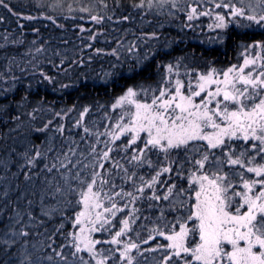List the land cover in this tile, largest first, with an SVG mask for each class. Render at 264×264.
Listing matches in <instances>:
<instances>
[{
  "label": "snow or ice",
  "instance_id": "obj_1",
  "mask_svg": "<svg viewBox=\"0 0 264 264\" xmlns=\"http://www.w3.org/2000/svg\"><path fill=\"white\" fill-rule=\"evenodd\" d=\"M114 5L110 10L100 0L95 8L79 7L78 19L86 15L96 30L76 25L67 6L70 15L63 18L88 33L72 63L90 68L93 56L86 63L83 49L104 52L91 41L114 17L130 19L116 16L119 8L141 15L158 10L181 30L210 18L207 28L218 42L232 28L260 38L238 45L242 62L220 68L205 61L201 67L195 56H174L157 62L156 78L148 82L124 76L121 68L149 66L161 50L147 46L148 40L162 34L141 33L131 41L121 36L109 53L115 62L99 77L104 87L119 91L79 110L51 108L52 118H41L40 127L44 108L32 106L31 83L16 100L23 81L9 75L11 68L0 74V122L7 126L0 133V264H264V0ZM0 7L24 15L5 0ZM64 7L62 0L36 5L53 24ZM100 7L112 15L93 14ZM94 110L101 119L87 122ZM73 112L78 118L66 126ZM34 135L44 139L37 143Z\"/></svg>",
  "mask_w": 264,
  "mask_h": 264
},
{
  "label": "trees",
  "instance_id": "obj_2",
  "mask_svg": "<svg viewBox=\"0 0 264 264\" xmlns=\"http://www.w3.org/2000/svg\"><path fill=\"white\" fill-rule=\"evenodd\" d=\"M5 2L10 4L14 12H22L24 15L18 18L0 7V16L4 17L3 20H0V74L11 68L9 75L17 76L23 81V83L16 85L14 96L16 100L24 95L25 86L29 82L31 83L32 87L28 91L32 106H37V102H39V105L44 108V112L37 118L36 127H40L41 118L44 120L52 118L48 111L51 108L60 110L75 105L79 110L82 105L91 104L95 101L103 103L110 95H115L119 91L118 88L111 85L104 87L99 77L103 76L102 67L107 69L110 62H115L114 57L109 53L111 48L117 47L115 40L120 39L121 36H126V39L131 41L140 37L141 33L157 31L162 34L158 41L148 40L147 46L157 47L161 50L160 55L151 61L149 66L144 67L143 70L134 69L133 72L129 71V68L133 67L129 63H125L121 68L124 76H131L132 80L135 81L148 82L156 78L157 62H166L174 56L188 55L190 57L195 56L201 67L205 61H214L216 66L221 68L237 62V56L240 53L238 45L250 43L251 40L260 38L251 33L245 35L242 29L232 28L227 32V38L223 42H218L214 38H210L209 35L212 34L209 29L205 30V24L200 23L198 25L194 21L192 29L183 28L181 30L178 27V21L172 17H155L152 13L141 15L135 11L119 8L115 9L116 16L129 15L130 19L117 21L114 17L113 21L103 25V33L98 34L96 40L91 41V43L93 48L104 49V52L96 55L89 49H83V58L86 63L87 57L93 56L89 68L79 65L78 62L72 63L73 60L81 57L82 53L79 49L83 47L82 40L88 33H80L79 28L73 26L72 19L66 21L63 18L70 15L67 6L72 5L74 9L71 15L77 17L76 25L83 23L86 29L92 30H96V25L88 21L86 15L83 21L78 19L81 14L78 12L79 8L74 6L73 0H62L65 7L63 16L60 17L57 24H53L44 16H40L36 8L37 4H53L55 0H5ZM82 2L83 5L92 8L100 4V0H82ZM105 3L110 10L115 8L114 0H105ZM120 3L126 5L130 3V0H120ZM110 10L105 12L100 7L96 8L93 14L99 11L105 12L106 15H112ZM56 14L59 15V13ZM28 15L37 17V19L27 20L25 17ZM47 15H53V12L48 10ZM201 19V22H211V19L207 17ZM21 24L24 25L23 28L20 27ZM58 24H64L65 27L61 29ZM32 28L38 29V32H32ZM126 29L129 30L127 33H125ZM210 40L211 42H209ZM13 41L16 42L13 43ZM169 41H171L170 45L165 47ZM41 44L44 45L43 48H41ZM61 59L66 61L63 65L60 64ZM21 69H25V72L22 73ZM39 70L53 77L54 81L44 80ZM33 72H35V76L29 81L28 76H31ZM132 80L128 82H132ZM120 83H125V81L121 80ZM61 85H68V87L61 88ZM2 102L4 101H0V103ZM74 118H78V112H73L65 118L66 126L68 120ZM100 119L101 114L95 110L86 114L85 117L87 122L99 121ZM6 131L7 126L0 122V133ZM37 135H34L33 139L39 143L44 137L39 136L37 139Z\"/></svg>",
  "mask_w": 264,
  "mask_h": 264
},
{
  "label": "rangeland",
  "instance_id": "obj_3",
  "mask_svg": "<svg viewBox=\"0 0 264 264\" xmlns=\"http://www.w3.org/2000/svg\"><path fill=\"white\" fill-rule=\"evenodd\" d=\"M74 1V6L75 7H77V8H79L80 6H82L83 5V2H82V0H73ZM155 17H158V16H167L166 15V13L164 14V15H159V14H157V12H153L152 13ZM202 17H200V18H198L197 20H196V23L199 25L200 23H202L203 25L205 24L206 25V28H205V30H208V28H207V25L209 24V23H211V22H207V21H200V20H202L201 19ZM210 19V18H209ZM209 31L211 32V34L212 35H209L210 36V38H214L215 37V35H216V33L214 32V31H212V30H210L209 29ZM209 42H211V40L209 41ZM208 42V43H209ZM242 52V49L240 48V53ZM237 58H238V56H237ZM238 62H242V61H240V60H237V62H235V63H238ZM232 64H234V63H232ZM226 67V66H225ZM222 68V67H221Z\"/></svg>",
  "mask_w": 264,
  "mask_h": 264
}]
</instances>
